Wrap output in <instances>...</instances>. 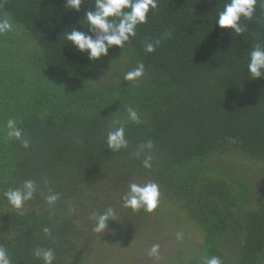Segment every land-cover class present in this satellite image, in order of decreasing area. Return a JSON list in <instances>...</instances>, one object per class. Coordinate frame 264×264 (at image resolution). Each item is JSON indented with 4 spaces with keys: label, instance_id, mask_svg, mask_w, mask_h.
Instances as JSON below:
<instances>
[{
    "label": "trees",
    "instance_id": "1",
    "mask_svg": "<svg viewBox=\"0 0 264 264\" xmlns=\"http://www.w3.org/2000/svg\"><path fill=\"white\" fill-rule=\"evenodd\" d=\"M225 2L158 0L123 49L114 46L91 61L64 33L88 31L84 15L94 0L79 11L66 0H0V16L13 25L0 35V247L12 264H43L36 248H51L53 264H86L102 241L124 243L142 231L151 236L145 228L166 207L173 221L189 223L203 238L189 256L180 250L182 264L211 256L223 264L261 262L264 78L252 80L247 65L252 46H264V0L251 21H242L248 30L241 35L216 22ZM157 39L155 50L145 51ZM139 63L143 78L124 81ZM128 108L140 123L128 120ZM9 119L23 130L28 148L8 136ZM113 120L124 124L128 140L119 151L106 142ZM149 140L153 148L141 150ZM147 156L151 168L143 165ZM248 162L259 169V189L245 175ZM25 180L37 190L21 214L4 192ZM133 182L158 184L152 212L123 206ZM53 194L58 198L49 204ZM108 208L114 220L94 232L92 214Z\"/></svg>",
    "mask_w": 264,
    "mask_h": 264
},
{
    "label": "clouds",
    "instance_id": "2",
    "mask_svg": "<svg viewBox=\"0 0 264 264\" xmlns=\"http://www.w3.org/2000/svg\"><path fill=\"white\" fill-rule=\"evenodd\" d=\"M258 0H226L223 10L219 11L216 20L222 29H231L237 35L248 30L247 24L242 21H251L256 11ZM85 0H66V6L79 11ZM93 8L85 12L84 18L87 21L88 31H81L72 28L64 33L65 40L70 42L80 53L86 54L91 61H97L103 56L109 55V49L114 46L123 49L132 38L136 36V29L139 25L147 23L150 11L158 9V0H94ZM13 31V25L9 18L0 16V35ZM160 40L154 43L147 42L145 51L153 52ZM250 60L247 70L252 80L264 78V46L257 43L252 46L249 52ZM145 74L143 63L137 64L135 68L124 74V81L138 82ZM128 120L133 123H140L138 113L128 108ZM6 127L8 136L19 140L24 148L29 147V141L24 138L23 130L16 121L9 119ZM106 142L112 151H119L128 147V140L125 135V126L119 120H113L112 126L107 131ZM151 140L140 146V149L151 150ZM140 153L137 152V155ZM151 156L143 160L145 168H151ZM36 183L33 180H25L19 188L10 189L4 192L8 203L23 214L25 202L33 199L36 192ZM161 192L155 182L139 184L133 182L129 185L128 191L123 196V206L133 210L143 208L146 212H152L157 208ZM57 195H49L46 200L49 204L57 200ZM115 211L108 208L103 213H93L95 221L93 231L103 233L108 229V221L114 220ZM45 234L50 235V229H43ZM182 234H178V237ZM158 245H153L149 255H156ZM33 255L43 261V264H53L55 253L51 248H36ZM0 264H12L7 250L0 247ZM203 264H223L218 256L205 257Z\"/></svg>",
    "mask_w": 264,
    "mask_h": 264
},
{
    "label": "rangeland",
    "instance_id": "3",
    "mask_svg": "<svg viewBox=\"0 0 264 264\" xmlns=\"http://www.w3.org/2000/svg\"><path fill=\"white\" fill-rule=\"evenodd\" d=\"M245 175L250 178L256 189L261 188V175L254 163L248 162ZM166 210L163 217L157 219L153 226L145 228L150 233L153 230L151 236L145 235L147 233L142 231L141 237L130 235L124 243L119 242L121 238L116 239L118 241L115 239L102 241L90 251L86 264H182V258L177 256L180 250L182 257L189 256L191 251L200 249L203 238L189 223L182 220L173 221L176 218L170 211L168 212V207ZM178 234L182 235L178 237ZM149 237L151 241L148 240ZM153 245L159 246L157 254L149 255ZM229 245L231 247L232 243ZM230 247L228 251L232 250ZM259 264H264V257Z\"/></svg>",
    "mask_w": 264,
    "mask_h": 264
}]
</instances>
